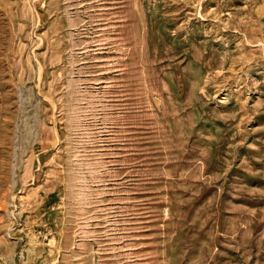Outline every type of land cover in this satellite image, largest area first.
Instances as JSON below:
<instances>
[{
    "label": "rangeland",
    "instance_id": "374dc122",
    "mask_svg": "<svg viewBox=\"0 0 264 264\" xmlns=\"http://www.w3.org/2000/svg\"><path fill=\"white\" fill-rule=\"evenodd\" d=\"M0 264H264V0H0Z\"/></svg>",
    "mask_w": 264,
    "mask_h": 264
}]
</instances>
